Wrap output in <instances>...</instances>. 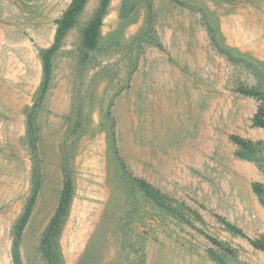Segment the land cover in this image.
<instances>
[{
	"label": "rangeland",
	"instance_id": "1",
	"mask_svg": "<svg viewBox=\"0 0 264 264\" xmlns=\"http://www.w3.org/2000/svg\"><path fill=\"white\" fill-rule=\"evenodd\" d=\"M261 235L264 0H0V264H264Z\"/></svg>",
	"mask_w": 264,
	"mask_h": 264
},
{
	"label": "trees",
	"instance_id": "2",
	"mask_svg": "<svg viewBox=\"0 0 264 264\" xmlns=\"http://www.w3.org/2000/svg\"><path fill=\"white\" fill-rule=\"evenodd\" d=\"M74 15V12L70 13V18ZM70 22V19H68V22H67V25H63L61 28H60V31H59V35L63 34L64 31L66 30V28L68 27V23ZM101 26V20L100 18H96L89 26L87 32H86V38H87V44L89 46H91L90 44L92 43V41L95 39L96 37V34H97V31L98 29L100 28ZM231 140L233 141L234 144H236L238 147H245L248 145L249 141H246L244 139H242L241 137L239 136H231L230 137ZM252 188H253V191L256 193V195L258 196V198L260 199V201L262 200V185L259 184V183H254L252 185ZM225 225L227 227H229L232 231H235L237 234H241L242 235V232L237 229L236 227H231L230 225H228V223ZM248 239V238H247ZM249 243L252 245V247L258 251H261V252H264V235H261L259 238L255 239V240H252V239H248ZM15 264H20V259L17 257L16 255V259H15Z\"/></svg>",
	"mask_w": 264,
	"mask_h": 264
}]
</instances>
